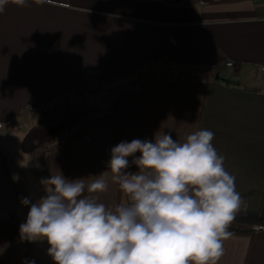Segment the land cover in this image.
<instances>
[{"label": "crops", "instance_id": "obj_1", "mask_svg": "<svg viewBox=\"0 0 264 264\" xmlns=\"http://www.w3.org/2000/svg\"><path fill=\"white\" fill-rule=\"evenodd\" d=\"M201 129L244 197L234 220L255 230L224 240L218 264H264V0H29L0 13V220L25 223L21 201L58 170L90 182L122 141ZM118 189L98 202L115 208ZM45 244L0 241V264H49Z\"/></svg>", "mask_w": 264, "mask_h": 264}, {"label": "clouds", "instance_id": "obj_2", "mask_svg": "<svg viewBox=\"0 0 264 264\" xmlns=\"http://www.w3.org/2000/svg\"><path fill=\"white\" fill-rule=\"evenodd\" d=\"M8 3L27 7L29 0H0V13ZM213 137L201 129L183 142L171 132L122 141L111 149L107 170L88 183L58 170L42 180L44 196L21 201L30 204L21 240H46L53 264H218L243 200ZM136 153L137 171L127 172ZM110 183L126 203L98 202L95 194Z\"/></svg>", "mask_w": 264, "mask_h": 264}, {"label": "trees", "instance_id": "obj_3", "mask_svg": "<svg viewBox=\"0 0 264 264\" xmlns=\"http://www.w3.org/2000/svg\"><path fill=\"white\" fill-rule=\"evenodd\" d=\"M150 59L146 60H151V58H158V59H163L166 60L168 63L171 62L170 57L163 58V57H149ZM143 65H148V63H140L136 65V69L143 66ZM93 92V88L90 89ZM42 166V169L45 170V164L40 163ZM124 193H122L118 189V205L121 203V199L123 197ZM243 203H244V197H242ZM242 206V205H241ZM20 225L21 221L17 216L14 215H9L5 219L0 220V241H6V240H11L15 239L20 235ZM228 231L231 233V235H253L255 230L246 223L238 222L234 220L231 225L228 228Z\"/></svg>", "mask_w": 264, "mask_h": 264}, {"label": "water", "instance_id": "obj_4", "mask_svg": "<svg viewBox=\"0 0 264 264\" xmlns=\"http://www.w3.org/2000/svg\"><path fill=\"white\" fill-rule=\"evenodd\" d=\"M215 80L218 81V82L227 84V85L234 84L235 83V81H233L231 78H229V77H223L220 74H217L216 75Z\"/></svg>", "mask_w": 264, "mask_h": 264}, {"label": "rangeland", "instance_id": "obj_5", "mask_svg": "<svg viewBox=\"0 0 264 264\" xmlns=\"http://www.w3.org/2000/svg\"><path fill=\"white\" fill-rule=\"evenodd\" d=\"M47 251H48V243L46 241L45 248L42 251V255L43 256L45 255L44 257L49 259V264H53L52 258L49 255H47Z\"/></svg>", "mask_w": 264, "mask_h": 264}, {"label": "built area", "instance_id": "obj_6", "mask_svg": "<svg viewBox=\"0 0 264 264\" xmlns=\"http://www.w3.org/2000/svg\"><path fill=\"white\" fill-rule=\"evenodd\" d=\"M225 66H226L227 68H231V67H233V63H232V62H227V63L225 64Z\"/></svg>", "mask_w": 264, "mask_h": 264}]
</instances>
